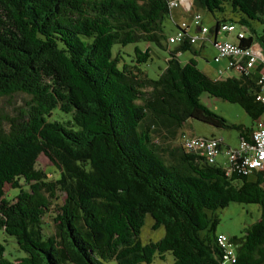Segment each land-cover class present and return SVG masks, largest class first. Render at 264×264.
<instances>
[{
	"label": "trees",
	"instance_id": "1",
	"mask_svg": "<svg viewBox=\"0 0 264 264\" xmlns=\"http://www.w3.org/2000/svg\"><path fill=\"white\" fill-rule=\"evenodd\" d=\"M171 1L0 0V99L30 98L15 116L0 112V232L26 254L13 258L0 242V264H152L168 254L171 264H264V171L244 176L210 164L185 149L188 135L180 133L197 120L250 141L253 129L228 124L200 97L238 104L258 121L264 63L248 76L217 80L195 60L182 63L178 56L193 44L186 28L170 50ZM225 3L254 34L251 22L264 26V0H192V10L224 13ZM256 42L245 36L239 45ZM139 43L148 47L136 46L130 62L122 49L115 53L116 45ZM152 46L170 54L157 79L146 70ZM57 110L65 117L52 120ZM41 155L57 179L37 168ZM232 202L261 210L242 237H229L235 263L218 243L225 234L215 215ZM52 210L49 231L44 218ZM147 215L164 236L143 244Z\"/></svg>",
	"mask_w": 264,
	"mask_h": 264
},
{
	"label": "rangeland",
	"instance_id": "2",
	"mask_svg": "<svg viewBox=\"0 0 264 264\" xmlns=\"http://www.w3.org/2000/svg\"><path fill=\"white\" fill-rule=\"evenodd\" d=\"M192 1V0H191ZM172 18H168L165 21V34L173 35L177 30V24L181 25L184 22L193 25V17L199 15L202 17V24L208 28H211L215 24V20L213 19V15L215 19L223 20L227 19L228 21H232L237 31L243 32L247 38L253 37L255 44H260L264 49V42L260 39L261 37L264 39V26L257 23L251 22V27L256 31L254 34L250 28L243 27L239 20L242 15L239 13H235L233 11L232 6L229 3H225V12H215L214 14L210 13L204 9H193L192 11H186L184 8H173L172 9ZM192 34H197L196 27L194 26L191 30ZM233 41L237 42L236 33L232 36ZM167 44V43H166ZM139 46L142 48H147L148 45L143 43L129 45L125 48L119 47L116 45L114 47L115 53L119 49H122V57L126 62H130L132 60V56L134 55V48ZM177 44L171 45L170 50H175ZM200 42L194 44L192 46L191 51H186L181 53L178 57L182 61V63H187L190 60H195L197 63V67L202 71H211L214 69V66L217 64L214 61V56L212 51L200 50ZM195 51L197 54H195ZM121 52L119 51V54ZM170 57L169 52L166 49H162L157 46H152V60L149 61V67H147L148 74L151 78L157 79L160 75L164 73L166 70V61ZM145 68V66H144ZM206 70V71H205ZM207 73V72H206ZM205 73V74H206ZM209 73V72H208ZM29 96L25 94L14 95L11 98H2L0 99V112L5 113L9 116H15L16 113L25 107L27 101H29ZM201 103L205 105L212 112L217 115L222 116L228 124L232 125H242L247 129H253L255 125V121H253L249 115L244 111V109L238 104H232L226 102L222 99H218L210 96L207 93H203L200 97ZM59 116L65 117L58 110L54 112L52 120L59 119ZM264 122V115H263ZM215 131L217 134L215 137L222 138L224 141V145L230 147H238L241 138L240 131L235 129H225V128H215L205 123L199 122L197 120H188L186 124L181 129V134H186L188 136H196L202 138H212L211 131ZM225 146V147H226ZM37 168L44 170L50 176V179L55 180L59 176V172L56 167L43 155L39 157L37 162ZM5 192L9 197H14L16 195L15 190H13L10 186H6ZM62 202L60 199L59 203ZM261 210L260 207L256 204H240L232 202L228 207L223 209H218L215 212V215L219 218V224L217 225V233L225 234L228 237H242L246 230L251 227L254 223H256L260 219ZM53 218H54V210L48 214L44 220L50 225L49 231L53 230ZM154 220L150 215H147L145 218L144 226L141 230V240L143 244H148L150 242H157L164 236V228H160L158 230H153ZM0 242L7 244L8 253L13 258H22L25 257L26 254L18 251V247L15 244V241L12 237L7 236L0 232ZM173 262V258L171 255H167V260L165 262L156 260L152 264H171Z\"/></svg>",
	"mask_w": 264,
	"mask_h": 264
},
{
	"label": "built area",
	"instance_id": "3",
	"mask_svg": "<svg viewBox=\"0 0 264 264\" xmlns=\"http://www.w3.org/2000/svg\"><path fill=\"white\" fill-rule=\"evenodd\" d=\"M172 8L185 6L186 11H191L190 0H172L170 2ZM193 25L198 28L196 35H189L191 44L198 41L211 42L215 48V63L222 60H228L226 71H235L240 76H248L252 74L260 64L264 63L263 50L258 46L250 48H242L239 43L233 44L228 41L212 40L210 30L202 24V17H193ZM189 24L184 22L180 29L169 38L170 45L180 44L186 39L184 30L189 28ZM218 34L236 33L237 40H243L245 34L237 31L233 23L221 24L217 30ZM225 72H220L222 78ZM259 92L256 100L264 105V69L260 72V80L258 83ZM182 144L188 152H195L204 157L208 163L216 164L219 161L227 167L234 166L235 169L244 176H250L254 172L264 171V122L258 120L251 133V140H242L237 148H224L223 141L217 138H201L183 136ZM218 243L226 250L228 261L236 262L234 247L231 240L226 235L218 236Z\"/></svg>",
	"mask_w": 264,
	"mask_h": 264
},
{
	"label": "crops",
	"instance_id": "4",
	"mask_svg": "<svg viewBox=\"0 0 264 264\" xmlns=\"http://www.w3.org/2000/svg\"><path fill=\"white\" fill-rule=\"evenodd\" d=\"M175 8H181V9L184 8L185 9V6H178V7H175ZM191 11H192V1H191ZM213 19L215 20V24L214 25H216L217 21H220L221 23H231L229 21L228 22H222L223 20H227V19H223V20L215 19V16L214 15H213ZM189 25L190 26L188 28V34L189 35H194V34L191 33V30L193 29L194 26H192L191 24H189ZM211 28H209V30H210V37H211L212 40L217 39V40H222V41H228V42H231L233 44H238L239 43L238 40H237V42H232L233 41L232 36L234 35V33L233 34H218L217 33V30L211 31ZM196 32L198 33V28L197 27H196ZM234 39H237V36ZM198 42H200V48H199L200 50L212 51V54L215 57L216 51H215V48L213 47V45H212L211 42H203V41H198ZM258 45L259 44H254V46H258ZM262 50H263V48H262ZM262 52H263V56H264V50ZM216 64L217 65L214 66V69L213 70H211V71H206L205 70L207 72V73L206 72L205 73L210 78L217 80V79H226V78H231V77H240V75L238 73H236L235 71H226L227 70V65H228V60H222L220 63H216ZM220 72H225L222 78L220 77ZM259 120L263 121V116ZM256 123H257V121L255 122V125H256ZM255 125H254V127H255ZM211 132H213V133H211L212 138H217V137H215L217 135L215 133V131L213 130ZM217 139H220V140L223 141L222 138H217ZM223 145H224V141H223ZM225 146L226 145H224V148L230 147V146H226V147ZM231 148H236V147H231Z\"/></svg>",
	"mask_w": 264,
	"mask_h": 264
},
{
	"label": "bare ground",
	"instance_id": "5",
	"mask_svg": "<svg viewBox=\"0 0 264 264\" xmlns=\"http://www.w3.org/2000/svg\"><path fill=\"white\" fill-rule=\"evenodd\" d=\"M197 17H200V16H197Z\"/></svg>",
	"mask_w": 264,
	"mask_h": 264
},
{
	"label": "water",
	"instance_id": "6",
	"mask_svg": "<svg viewBox=\"0 0 264 264\" xmlns=\"http://www.w3.org/2000/svg\"><path fill=\"white\" fill-rule=\"evenodd\" d=\"M261 47V46H260ZM262 48V47H261Z\"/></svg>",
	"mask_w": 264,
	"mask_h": 264
}]
</instances>
